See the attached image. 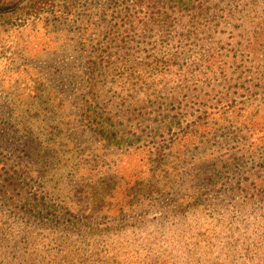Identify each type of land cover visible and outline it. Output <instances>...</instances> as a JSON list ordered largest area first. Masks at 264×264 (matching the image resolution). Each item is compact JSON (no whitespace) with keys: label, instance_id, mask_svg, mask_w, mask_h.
<instances>
[{"label":"trees","instance_id":"16d2710c","mask_svg":"<svg viewBox=\"0 0 264 264\" xmlns=\"http://www.w3.org/2000/svg\"><path fill=\"white\" fill-rule=\"evenodd\" d=\"M64 1L37 0L29 15H73L79 0ZM16 5L0 2V15ZM115 24L86 64L81 106L104 152L129 143L128 127L139 147L152 138L150 173L132 185L115 172L78 174L80 189L54 193L40 178L56 165L79 171L78 161L55 137L34 149L24 132L10 144L0 122V264H264V145L245 158L249 125L209 120L264 101V0H124ZM50 100L40 114L58 136L67 129ZM202 121L216 125L213 153L185 187L188 168L171 153L190 144L175 149L178 129L197 153Z\"/></svg>","mask_w":264,"mask_h":264},{"label":"rangeland","instance_id":"374dc122","mask_svg":"<svg viewBox=\"0 0 264 264\" xmlns=\"http://www.w3.org/2000/svg\"><path fill=\"white\" fill-rule=\"evenodd\" d=\"M35 1L0 0L1 3H17L15 11L0 15V122L6 123L1 126L3 132H9L5 138L9 139L10 144L19 143L25 139L23 133L26 135L28 132L30 138H33L35 149L36 145L45 146L49 142L43 141L46 138L55 137L53 141L56 145H62L66 156H72L74 161H78L79 171L72 165H56L48 177L40 178L44 187L54 193L72 195L80 189L82 185H79L78 174L90 176L96 173L99 176L115 172L119 178L130 181L132 185L150 173L151 161L147 149L154 145L152 138L143 140L145 145L139 147L141 142L135 134L136 128L128 127L129 143L117 144L104 152L100 146L101 138L95 130L89 128L90 123L84 118V108L81 106L86 91V64L94 56L97 43L98 46L105 44L106 27L109 24L110 29L117 27L115 23L119 20L124 0H79L77 11L69 16H62L58 10L53 12L47 8L39 16L33 13L29 15ZM61 1L64 4L65 1ZM45 96L57 105V115L64 119L60 127L65 126L67 130L58 136L55 132L57 128L54 127L53 131L51 127H45L48 123L44 115L40 114L41 108L48 102L42 101ZM261 98L263 95L257 97L253 105H241L243 108H236L225 115L218 112L209 119L217 120L216 123L220 125L229 121L237 125H241V122L249 125L246 134L251 143L246 142L249 148L246 147L247 154L243 155L245 158H250L255 148L264 145V101ZM258 103L260 106H257ZM193 117L187 115L183 119L190 120ZM26 124L30 127L27 128ZM215 126L214 122L211 125H205V121L199 124V136L204 132L207 135L201 139L197 153L190 142L192 133L182 136L183 130L178 129L180 141L176 140L175 149L184 150L182 148L190 143L187 150L181 151L185 152L183 156L180 151L171 153L172 156H180L177 160L188 168L182 173L185 187L196 184L195 177L200 170L193 163L207 161L206 156L213 153L214 147H211L208 136H211ZM174 131L175 128L168 133L166 127L164 137L169 138ZM159 136L162 137L161 134ZM161 137L156 138L157 142L162 141ZM73 159L70 157L72 162ZM112 162L113 166H110ZM206 168V164L203 165L201 173ZM178 182L179 179L174 189L178 188ZM88 185L85 190L91 192H95L98 187L93 183ZM31 189L39 192L37 186ZM39 190L42 191L41 188ZM118 196L119 192L112 200L113 209H116ZM158 203V207L164 205L161 201Z\"/></svg>","mask_w":264,"mask_h":264}]
</instances>
